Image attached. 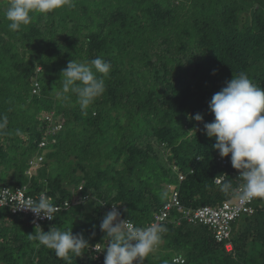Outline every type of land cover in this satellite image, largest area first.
<instances>
[{
    "label": "trees",
    "instance_id": "trees-1",
    "mask_svg": "<svg viewBox=\"0 0 264 264\" xmlns=\"http://www.w3.org/2000/svg\"><path fill=\"white\" fill-rule=\"evenodd\" d=\"M74 4L15 32L7 19L0 22V116L8 120L0 132L2 186L46 191L56 202L79 199L42 230L72 228L90 245L104 242L99 225L109 206L121 203L122 217L145 227L169 201V186L177 187L185 209L234 200L214 179L224 176L237 187L239 173L230 156L224 167L216 162V140L203 128L214 120L212 96L233 76L244 72L264 88V0ZM96 57L111 63L104 93L83 110L74 94L58 101L52 89H62L58 77L68 62ZM35 74L40 89L32 94ZM49 113L52 123L42 119ZM196 114L204 123L190 119ZM55 122L62 128L49 134ZM42 152V163L29 172V161ZM251 206L252 214L232 223L231 251L208 227L177 224L181 213L173 209L164 252L157 249L143 264H264V201ZM29 234L35 228L26 218L0 208V264H66ZM177 257L183 262H173ZM72 264L99 263L90 249Z\"/></svg>",
    "mask_w": 264,
    "mask_h": 264
},
{
    "label": "clouds",
    "instance_id": "clouds-1",
    "mask_svg": "<svg viewBox=\"0 0 264 264\" xmlns=\"http://www.w3.org/2000/svg\"><path fill=\"white\" fill-rule=\"evenodd\" d=\"M66 7H75L74 0H9L4 15L9 21V29L15 32L32 23L33 13L47 15ZM110 71L111 63L101 57L83 62L70 60L61 72L62 89L57 92L56 99L67 101L71 93L76 96L81 109H87L104 93L105 79ZM209 109L214 114L213 122L204 123L201 114L190 119L204 123V134L215 138L213 148L221 158L230 156L241 181L234 187L231 181L216 177L219 190L243 203L253 199L264 201V88L240 72L212 96ZM7 123V117L0 116V132L6 129ZM120 204L112 205L100 222L99 228L105 233L102 243L90 245L82 233L73 234L72 228L52 227L45 232L36 220L33 221L35 234H29V239L35 240L37 246L53 250L66 264H72L73 256L81 257L90 249L105 253L104 264H143L158 249L168 229L162 223L136 226L131 219L121 218L117 207ZM16 209L30 210L37 219L56 218V205L46 193H41L37 200L29 199Z\"/></svg>",
    "mask_w": 264,
    "mask_h": 264
},
{
    "label": "built area",
    "instance_id": "built-area-1",
    "mask_svg": "<svg viewBox=\"0 0 264 264\" xmlns=\"http://www.w3.org/2000/svg\"><path fill=\"white\" fill-rule=\"evenodd\" d=\"M40 89L38 81L36 79L33 82L32 85V94H36ZM43 120H47L50 123L53 121V114H44ZM56 123V124H55ZM53 126L50 128L49 134H54L55 132L61 130L62 126L59 122H55ZM46 146V141L42 140L39 143V149L44 150ZM44 152L41 154L35 155L31 161H29V170L31 169H37L40 164L43 161ZM216 162L220 164V166L224 167L227 165V162L224 158H221L220 155L217 156ZM179 180H183L184 176L179 175ZM221 178V177H219ZM217 178V179H219ZM224 178V176L222 177ZM216 183V181H215ZM170 190V198L169 201L160 209L158 214L155 216V219L153 222H151L148 225H151L153 223H162L166 224L169 221L170 218V212L175 209L179 213H181V217L177 218L176 221L177 224H180V222L184 219L188 223L191 224H199L202 226L208 227L215 238V240L219 243H225V248L227 251L232 250V244L230 241L231 233H232V223L238 219L242 215L246 214H252L253 207L251 206L252 201L243 203L239 201L236 197L232 201H224L218 206L211 207V206H203L196 209H185L179 200V193L176 186H169ZM77 191H82V185H79L77 187ZM41 193H46L49 195L46 191L40 192L38 194H30L28 193L27 187H9V186H2L0 185V208H8L10 213L14 216H22L28 220V223L35 228V225L33 223L34 220H36V223L42 226L44 224L50 223L53 220H47V219H37L34 214L30 210H21L16 209V207L20 206L21 204L25 203L29 199L31 200H37ZM83 200L87 199V196L82 197ZM53 203L56 205V212L55 217L57 214L64 210H68L74 203H80V200H64L63 202H56L54 197H52ZM112 209V205L108 207V211ZM123 218V217H121ZM123 219H129V218H123ZM182 219V220H181ZM146 225V226H148ZM145 226V227H146ZM102 253H96L93 251V257L99 264H104V260L101 258ZM175 263H182L183 261L180 259V257L175 258L173 260ZM134 264H138V262H134Z\"/></svg>",
    "mask_w": 264,
    "mask_h": 264
},
{
    "label": "rangeland",
    "instance_id": "rangeland-1",
    "mask_svg": "<svg viewBox=\"0 0 264 264\" xmlns=\"http://www.w3.org/2000/svg\"><path fill=\"white\" fill-rule=\"evenodd\" d=\"M8 3H9V0H0V22L3 21L4 19H6L4 13H5L6 9H7ZM32 15L35 16V17L32 19V23H33V24L39 22L40 19L47 20V19H46V15H41V14H38V13H33ZM26 27H27V26H26ZM58 35L62 36V33L59 32ZM19 52H20V50H19ZM75 61L80 62L79 59H76ZM41 72H42V71H41L40 67H37L36 70H35V73L40 74ZM36 77H39V76H37V74H35V76L33 77V82H34V80L36 79ZM58 79H59L60 81L63 80V78L61 77V74L59 75ZM32 84H33V83H32ZM42 84H43V81H42ZM52 90H53V92H55V93L57 94V92L60 91V88H59V87H55V88L52 89ZM31 93H32V92H31ZM159 152H160L161 154L164 153L163 150H160ZM0 170H1V168H0ZM34 170H35V169H31L32 172H34ZM29 172H30V170H29ZM29 172L27 171V173H29ZM28 175H29V174H28ZM3 184H4V182H3V178L0 177V185H3ZM165 188H166V187H165ZM167 189H169V188H167ZM165 191H166V190H165ZM168 194H169V193H168ZM162 246H164L163 241L161 242V244H160L159 247H158V252H159V251H161L162 253L164 252L163 249H162ZM158 252L155 251L154 253L150 254L149 257H150V258H156V254H157ZM146 259H147V258H146Z\"/></svg>",
    "mask_w": 264,
    "mask_h": 264
}]
</instances>
